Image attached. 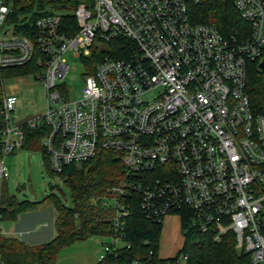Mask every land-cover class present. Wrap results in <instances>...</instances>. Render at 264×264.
<instances>
[{
	"label": "built area",
	"instance_id": "obj_1",
	"mask_svg": "<svg viewBox=\"0 0 264 264\" xmlns=\"http://www.w3.org/2000/svg\"><path fill=\"white\" fill-rule=\"evenodd\" d=\"M228 1L245 28L223 34L191 21L198 0H79L73 32L65 5L14 24V0H0V70L34 61L47 91L43 110L21 123L12 115L17 97L3 93L0 181L8 176L2 158L21 147L24 123L43 132L39 145L57 173L101 152L119 161L120 179L101 198L112 241L101 244L98 260L128 246L123 228L137 202L160 226L176 216L182 238L198 232L216 242L230 233L236 250L264 264V114L252 112L245 91L246 65L264 50V0ZM94 51L101 58L79 97H61L63 55ZM157 257L153 264L187 260L177 252Z\"/></svg>",
	"mask_w": 264,
	"mask_h": 264
},
{
	"label": "trees",
	"instance_id": "obj_2",
	"mask_svg": "<svg viewBox=\"0 0 264 264\" xmlns=\"http://www.w3.org/2000/svg\"><path fill=\"white\" fill-rule=\"evenodd\" d=\"M79 0H14L8 22L17 20L32 22L43 11V8H56L65 5L68 12L63 21L75 30L71 10ZM189 17L192 22H203L214 25L221 33L232 28L243 29L241 20L228 0H198L191 3ZM116 54V53H115ZM101 55L93 52L87 63V73H91ZM264 50L260 59L249 61L246 65L245 91L249 105L254 113L264 114ZM34 61L26 66L4 68L0 70V104L3 95L2 79L6 75H24L35 73ZM0 118V123H1ZM3 125V123H1ZM23 140L21 149L39 150L44 166L49 173L56 174L69 191L71 205H64L54 194L45 195L40 201L18 200L6 193L5 182L0 183V221L15 222L18 216L33 210L36 205L49 203L55 213L53 226L55 235L47 241L29 244L16 236L0 233V258L3 264H55L57 253L72 243L89 236L110 235L111 227L109 207L101 204L105 190L118 182L121 176L119 161L109 152H101L96 157L70 163L55 172L49 167L48 155L39 145L43 132L39 128L31 129L22 123ZM1 157V155H0ZM264 223V222H263ZM160 223L146 218L137 202L130 203L126 217L123 238L128 246L120 248L115 254H107L95 264H128L131 259L139 258L145 264L157 260ZM264 232V226L262 227ZM149 251L151 253H149ZM186 256V264H256L251 263L248 254L234 248L233 237L227 233L219 241H213L207 234L188 232L182 238V245L177 250Z\"/></svg>",
	"mask_w": 264,
	"mask_h": 264
},
{
	"label": "rangeland",
	"instance_id": "obj_3",
	"mask_svg": "<svg viewBox=\"0 0 264 264\" xmlns=\"http://www.w3.org/2000/svg\"><path fill=\"white\" fill-rule=\"evenodd\" d=\"M57 11L56 8L45 7L42 11ZM17 16L14 24L20 23ZM66 72L55 89L61 97L68 100L77 99L83 86V77L87 74V63L90 56L73 57L70 53L63 55ZM3 93L16 95L13 106L14 121L21 123L34 114L40 113L45 105L47 91L43 82L34 73L24 75H6L2 79ZM3 164L8 176L5 182L6 193L14 195L18 200L40 201L47 194H54L64 205L70 206V194L66 186L56 174L49 173L44 166L39 150L16 149L3 156ZM1 183V181H0ZM54 210L49 203L42 202L35 209L18 216L15 222L0 221V227L11 226L12 230L28 229V234L8 235L30 241H47L54 236ZM162 230L158 242L159 256H172L181 243L176 216L165 218L161 222ZM54 229V230H53ZM12 230H9L12 232ZM112 241V237L89 236L62 248L56 255L60 264H95L101 251V244Z\"/></svg>",
	"mask_w": 264,
	"mask_h": 264
},
{
	"label": "crops",
	"instance_id": "obj_4",
	"mask_svg": "<svg viewBox=\"0 0 264 264\" xmlns=\"http://www.w3.org/2000/svg\"><path fill=\"white\" fill-rule=\"evenodd\" d=\"M12 95H13V94H12ZM15 96H16V95H15ZM38 205H39V204H38ZM38 205H36V207H37ZM36 207H35V208H36ZM35 208H34V209H35ZM169 217H172V216H167L166 218H169ZM177 224H178V231L180 232V228H179V223H178V221H177ZM1 228H2V227H1ZM2 229H3L7 234L15 233L17 236H24V235L28 234V229H21V228H18V230H15V229L12 230L11 226H7V225H5ZM9 230H12V232H10ZM53 230H54V229H53ZM160 230H162V226H161ZM160 234H161V231H160ZM54 235H55V231H54ZM180 235H181V232H180ZM159 238H160V235H159ZM21 240H23V239H21ZM23 241H25V242H27V243H29V244H38V243H42V242H44V241H30V240H23ZM158 242H159V240H158ZM181 245H182V235H181V243H180L178 249L181 247ZM178 249H177V250H178ZM177 250H176V252H177ZM157 253H158V251H157ZM160 257H161V258H165V256H160ZM167 257H169V256H167ZM97 260H98V259H97ZM54 263H55V264H60V261L58 260V258H55Z\"/></svg>",
	"mask_w": 264,
	"mask_h": 264
},
{
	"label": "water",
	"instance_id": "obj_5",
	"mask_svg": "<svg viewBox=\"0 0 264 264\" xmlns=\"http://www.w3.org/2000/svg\"><path fill=\"white\" fill-rule=\"evenodd\" d=\"M58 8H65V6L64 5H60V6H58ZM263 64H264V61H260L259 64H258V67L262 68ZM11 121H12V116L9 117L8 123L11 124Z\"/></svg>",
	"mask_w": 264,
	"mask_h": 264
}]
</instances>
